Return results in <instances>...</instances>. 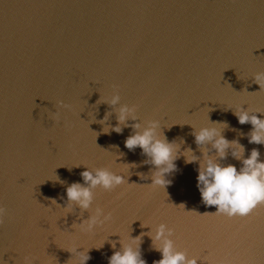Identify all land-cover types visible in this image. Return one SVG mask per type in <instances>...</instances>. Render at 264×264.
<instances>
[{
  "label": "water",
  "instance_id": "obj_1",
  "mask_svg": "<svg viewBox=\"0 0 264 264\" xmlns=\"http://www.w3.org/2000/svg\"><path fill=\"white\" fill-rule=\"evenodd\" d=\"M258 72L264 0H0V206L7 210L0 264H79L68 252L73 245L90 249L87 264H108L110 242L120 248V237L110 235L151 230L141 223L167 224L201 264H264V205L247 217L214 214L196 187L198 163L183 157L166 192L148 186L151 179L138 174L153 166L143 164L140 148L124 146L133 121L122 134H105L117 114L98 103L118 94L120 105L136 106V122L159 120L169 142L183 139L181 151L190 147L197 156L188 124L208 126L209 116L229 125L223 135L239 140L245 156L257 148L264 160V145L246 138L252 126L233 114L240 106L264 112ZM224 163L241 166L231 156ZM77 164L125 176L134 167L126 164L137 165L130 184L96 190L93 207L112 219L91 234L72 229L87 212L65 217L51 202L66 206V187L83 183L86 169ZM55 175L65 183L49 180ZM141 253L147 264L162 258L147 235Z\"/></svg>",
  "mask_w": 264,
  "mask_h": 264
},
{
  "label": "clouds",
  "instance_id": "obj_2",
  "mask_svg": "<svg viewBox=\"0 0 264 264\" xmlns=\"http://www.w3.org/2000/svg\"><path fill=\"white\" fill-rule=\"evenodd\" d=\"M253 80L255 84L259 85L260 91H264V72L256 73ZM120 99L121 97L114 93L109 100L100 99L98 101V103H107L112 106L117 114L116 125L104 127L103 132L105 134L111 132L122 134L124 128L129 127L128 121H133L130 125L133 130L132 134L125 139L124 146L129 151L140 148L142 155L146 157L143 164L153 166L148 175L138 174L141 180L151 179V184L148 186L166 192V188L172 183L168 177L178 170L176 161L183 157L186 164L198 163L196 187L202 203L205 206L216 208L214 214L225 215L228 218L247 217L258 206L264 205V160L261 159V153L259 149L253 148L245 156L246 149L239 140L229 141L223 135V130L229 127L226 122H213L208 116V126L197 128L188 124L192 128L191 135L201 153V156H197L190 147L181 151L183 139L179 143L175 140L169 142L161 130L159 120L136 122L138 121L136 106L120 105ZM118 105L120 106L118 107ZM58 107L70 110V105L63 102H60ZM258 113L264 114V112L253 111L250 108L244 109L242 106L237 107L233 112L239 124L252 126L251 131L246 134L249 144L264 145V118H259ZM110 114H107L100 123L103 124L107 121ZM58 118L59 113L53 117L54 120H58ZM241 135L245 134L241 133ZM114 147L118 151V146ZM229 156L240 162L239 169L234 164L224 163ZM117 158L119 159V157ZM81 165L86 169L80 174L83 183L74 182L66 187V206L61 207L56 200L51 202L64 211L65 217L77 208L80 209L81 216L87 212L88 218H81L82 222L73 224L72 229L74 232L91 234L112 219L111 214H106L102 207L98 205L93 207L96 190L102 189L105 192H111L123 184H130L128 182V177L132 174L130 169L137 165L126 164L134 166L128 169L127 176L118 174L108 167L89 168L85 164H77L73 167ZM49 180L60 184L65 183L56 175L54 180ZM6 215L7 210L0 206V223H3ZM141 228H150L151 230L147 233L142 232L135 238L131 236V232L126 236L110 235L120 237V248L115 250L117 242H110L114 252L109 257L108 264H147L141 253V244L145 235L152 240V248L162 256L153 264H201L200 256H190L187 249H180L174 239V230L167 224L159 223L152 227L141 223ZM109 237L106 241L109 240ZM105 242L101 247L95 249L102 248ZM89 250H85L79 245H73L68 252L72 255L71 260L76 258L79 264H87L91 259ZM32 264H34L33 261Z\"/></svg>",
  "mask_w": 264,
  "mask_h": 264
}]
</instances>
